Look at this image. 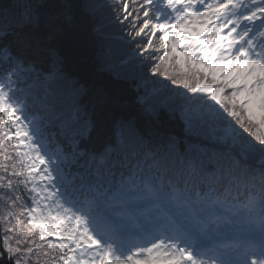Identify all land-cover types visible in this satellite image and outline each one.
<instances>
[{
	"label": "snow or ice",
	"instance_id": "snow-or-ice-1",
	"mask_svg": "<svg viewBox=\"0 0 264 264\" xmlns=\"http://www.w3.org/2000/svg\"><path fill=\"white\" fill-rule=\"evenodd\" d=\"M0 264H264V0H0Z\"/></svg>",
	"mask_w": 264,
	"mask_h": 264
}]
</instances>
